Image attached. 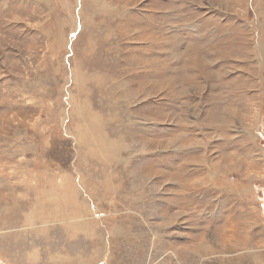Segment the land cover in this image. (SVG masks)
Here are the masks:
<instances>
[{"label":"rangeland","instance_id":"obj_1","mask_svg":"<svg viewBox=\"0 0 264 264\" xmlns=\"http://www.w3.org/2000/svg\"><path fill=\"white\" fill-rule=\"evenodd\" d=\"M83 263L264 264V0H0V264Z\"/></svg>","mask_w":264,"mask_h":264},{"label":"bare ground","instance_id":"obj_2","mask_svg":"<svg viewBox=\"0 0 264 264\" xmlns=\"http://www.w3.org/2000/svg\"><path fill=\"white\" fill-rule=\"evenodd\" d=\"M94 113H95V112H94ZM84 114H85V113H84ZM89 119H90V118H89ZM80 134H81V133H80ZM85 135H86V133L84 134V132H83V133H82V136L84 137V139H85ZM82 136H81V137H82ZM83 137H82V138H83ZM93 137H94V138H93ZM93 137L91 136V138L94 140L96 137H95L94 135H93ZM102 137H103V136H102ZM89 138H90V137H89ZM89 138H88V139H89ZM80 139H81V138H80ZM86 139H87V137H86ZM89 140H90V139H89ZM101 140H102V139H101ZM96 141H98V140H96ZM102 141H103V140H102ZM87 142H88V141H87ZM104 142H105V141H103V143H104ZM89 143H90V141H89ZM108 143H109V142H108ZM98 144H99V143H98ZM101 144H102V143H101ZM104 144H105V143H104ZM89 146H90V145H89ZM103 148H104V147H103ZM106 150H107V148H106ZM101 151H102V150H101ZM108 152H109V150H108ZM110 153H111V152H110ZM111 175H112V174H111ZM54 194H55V193H54ZM53 197H54V196H53ZM65 197H66V196H65ZM65 197H64V198H65ZM43 198H44V197H43ZM48 198H49V197H48ZM64 198H63V199H64ZM66 198H67V197H66ZM58 203H59V202H58ZM60 203H61V202H60ZM56 209H57V208H56ZM57 212H58V211H57ZM38 216H39V215H38ZM136 216H137V215H136ZM29 220H30V218H29ZM252 260H253V259H252ZM254 260H255V259H254ZM83 264H84V263H83ZM255 264H257V263H255Z\"/></svg>","mask_w":264,"mask_h":264}]
</instances>
